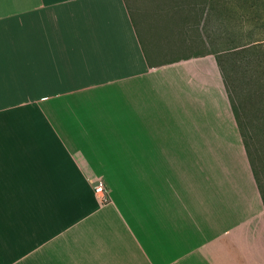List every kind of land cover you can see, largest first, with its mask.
<instances>
[{
    "label": "crops",
    "instance_id": "0c3cea01",
    "mask_svg": "<svg viewBox=\"0 0 264 264\" xmlns=\"http://www.w3.org/2000/svg\"><path fill=\"white\" fill-rule=\"evenodd\" d=\"M130 1L0 0V264H264L215 54L153 62Z\"/></svg>",
    "mask_w": 264,
    "mask_h": 264
},
{
    "label": "rangeland",
    "instance_id": "374dc122",
    "mask_svg": "<svg viewBox=\"0 0 264 264\" xmlns=\"http://www.w3.org/2000/svg\"><path fill=\"white\" fill-rule=\"evenodd\" d=\"M212 0H131L130 5L148 57L164 62L186 54L209 50L205 37L204 18ZM227 0H217V12L228 7ZM212 37L218 36L212 22L207 26ZM239 82L229 87L232 102L238 106L245 122L251 149V159L257 174V184L264 197V130L261 129L260 103L256 108L245 100ZM250 129V130H249Z\"/></svg>",
    "mask_w": 264,
    "mask_h": 264
},
{
    "label": "trees",
    "instance_id": "16d2710c",
    "mask_svg": "<svg viewBox=\"0 0 264 264\" xmlns=\"http://www.w3.org/2000/svg\"><path fill=\"white\" fill-rule=\"evenodd\" d=\"M212 0L205 12V37L223 77L230 106L246 151L254 178L257 174L252 164L248 137L251 133L245 128V120L229 94V87H238L244 98L256 108L260 103L264 130V0H227L228 7L215 10ZM210 22L218 32L216 37L209 33ZM250 130V129H249ZM258 185V184H257ZM259 188V185H258ZM260 190V188H259ZM261 194V191H260ZM263 203L264 197L261 194Z\"/></svg>",
    "mask_w": 264,
    "mask_h": 264
},
{
    "label": "built area",
    "instance_id": "2783aa9c",
    "mask_svg": "<svg viewBox=\"0 0 264 264\" xmlns=\"http://www.w3.org/2000/svg\"><path fill=\"white\" fill-rule=\"evenodd\" d=\"M94 192L100 196L101 201L104 202L108 200L107 188L105 186V182L102 179H98L96 181V184L94 185Z\"/></svg>",
    "mask_w": 264,
    "mask_h": 264
}]
</instances>
